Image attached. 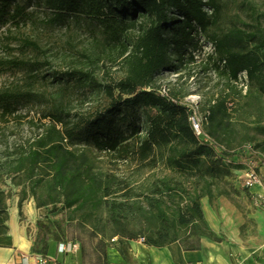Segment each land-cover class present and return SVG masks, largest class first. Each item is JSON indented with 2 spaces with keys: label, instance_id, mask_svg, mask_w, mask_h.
I'll use <instances>...</instances> for the list:
<instances>
[{
  "label": "rangeland",
  "instance_id": "374dc122",
  "mask_svg": "<svg viewBox=\"0 0 264 264\" xmlns=\"http://www.w3.org/2000/svg\"><path fill=\"white\" fill-rule=\"evenodd\" d=\"M17 2L25 5L22 14L0 24V90L23 94L12 101L14 113L0 118V233L13 221L41 253L59 241L76 243L68 257L77 264H135L138 245L168 247L176 260L182 250L201 246L221 251L232 264L264 260V168L258 159L219 153L250 149L264 161V94L245 72L229 80L207 56L210 34L240 28L249 37L243 48L264 57V0H212L214 12L205 5L215 21L194 31L181 51L172 47L169 66L145 86L186 106L200 133L174 129L141 160L135 150L158 110L121 106L115 119L131 154L115 157L79 139L68 145L94 158L92 173L111 191L78 196L70 186L55 188L47 169L13 173L15 158L49 124L47 113L63 112L72 121L101 109L108 102L102 86L126 75L131 48L122 52L81 15L55 20L42 4ZM73 70L90 72L96 83L69 77ZM250 169L252 186L246 185Z\"/></svg>",
  "mask_w": 264,
  "mask_h": 264
},
{
  "label": "trees",
  "instance_id": "16d2710c",
  "mask_svg": "<svg viewBox=\"0 0 264 264\" xmlns=\"http://www.w3.org/2000/svg\"><path fill=\"white\" fill-rule=\"evenodd\" d=\"M28 1L29 5L35 1L49 8L55 20H64L68 14H78L95 21L122 52L130 47L131 55L128 56L126 75L103 84L108 102L101 109L72 121L67 120L68 115L63 112L47 113L44 117L49 118V124L15 158L13 173L25 168L31 172L35 169H47V173H52L53 186H70L73 196H78L87 189H104V195H109V186H103V182L92 173L94 158L84 152H76L68 145L79 139L92 142L98 151L115 157L124 158L131 154L133 149L128 137L123 134L115 119L121 106L134 109L151 105L158 110L150 118L147 135L135 150L141 160L149 158L153 146L168 139L174 129H187L194 135L187 120L190 110L186 106L143 87L152 84L158 72L169 66V50L172 47L181 51L194 31H206L209 24L215 21L210 20L211 14L205 9V5H210L212 12L216 11L212 0ZM24 8L25 5L17 0H0V24L3 25L8 18L22 14ZM139 18L143 19V24L138 33L132 35L128 29ZM248 38L247 32L240 28L223 34L212 33L209 40L213 53L207 56L215 59V67H222L229 80L237 81L240 72H245L247 80L264 94V57L255 50L243 48V42ZM66 74L75 80L96 83L90 72L73 70ZM22 95L17 88L0 90L1 119L14 113L12 101ZM219 153L221 157L227 158L258 159L264 168L263 159L250 149L239 154ZM32 251L39 252L33 246Z\"/></svg>",
  "mask_w": 264,
  "mask_h": 264
},
{
  "label": "crops",
  "instance_id": "0c3cea01",
  "mask_svg": "<svg viewBox=\"0 0 264 264\" xmlns=\"http://www.w3.org/2000/svg\"><path fill=\"white\" fill-rule=\"evenodd\" d=\"M33 240L15 223L8 224V231L0 233V264H21L23 255L32 252ZM55 247L48 254L54 255ZM135 264H232L226 254L215 248L201 246L195 249H184L176 260L173 253L165 246H137L134 251ZM69 254L57 255L63 264H77L68 257ZM247 264H264V260Z\"/></svg>",
  "mask_w": 264,
  "mask_h": 264
},
{
  "label": "built area",
  "instance_id": "2783aa9c",
  "mask_svg": "<svg viewBox=\"0 0 264 264\" xmlns=\"http://www.w3.org/2000/svg\"><path fill=\"white\" fill-rule=\"evenodd\" d=\"M143 89H146V87H143ZM158 93L162 96L170 98L164 89H161V90L159 89ZM170 99L175 101L172 98ZM190 123H191L192 129L196 133H200L199 122L195 118H192L190 120ZM251 162L253 163L252 159L249 160V163ZM254 182H256V173L250 169V171L247 173V176H246V185L252 186ZM77 249H78V245L76 243L68 242V241H59V242H56L55 244L54 255L32 251L22 256L21 264H63V262L57 260L56 256L57 255L64 256V255L73 253Z\"/></svg>",
  "mask_w": 264,
  "mask_h": 264
}]
</instances>
